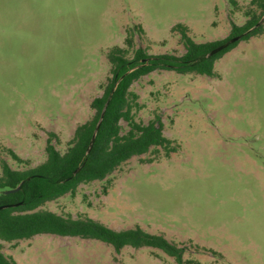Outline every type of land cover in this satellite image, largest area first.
<instances>
[{"label": "rangeland", "instance_id": "1", "mask_svg": "<svg viewBox=\"0 0 264 264\" xmlns=\"http://www.w3.org/2000/svg\"><path fill=\"white\" fill-rule=\"evenodd\" d=\"M236 1L245 9L251 2ZM247 19L229 0H0V175L2 160L14 170L42 164L51 133L66 152L95 115L107 53L125 45L127 31L142 26L136 48L149 55L182 56L174 26L187 25L202 44L227 38ZM215 71L157 70L134 81L135 119L159 117L178 151L167 157L152 148L39 208L117 231L140 226L181 248V263L158 249L117 252L48 234L1 241L3 253L18 264H264V34L241 39Z\"/></svg>", "mask_w": 264, "mask_h": 264}, {"label": "trees", "instance_id": "2", "mask_svg": "<svg viewBox=\"0 0 264 264\" xmlns=\"http://www.w3.org/2000/svg\"><path fill=\"white\" fill-rule=\"evenodd\" d=\"M229 4L233 12H242L248 19L243 26L233 24L230 35L223 40L200 44L190 36L187 25L178 24L172 28V32L180 34L185 46L186 52L182 56L149 55L143 48H136V34L145 33L142 26L127 31L125 45L114 46L107 53L110 72L102 86L103 95L91 103L95 115L77 127L66 152L56 149L53 145L56 135L51 133L47 139V159L42 164L27 170H14L6 161H1L0 207L6 208L0 209V264H18L3 253L1 241L27 240L42 234L97 240L112 246L117 252L126 247L158 249L181 263V248L164 236L150 234L140 226L117 231L90 218L75 219L39 208L66 194H74L82 183L105 180L130 158L144 155L152 148H163L167 157L178 151V147L172 146L173 141L165 137L159 117L148 124L135 119L133 109L137 107L138 96L130 88L134 81L157 70L217 76L216 60L240 41L209 57L213 49L238 35L245 34L242 39H250L264 34V25L260 23L264 17V0H251L246 9L236 0H229ZM103 113L95 143L88 153ZM122 121L129 127L126 133L123 132ZM8 151L18 163L25 162L13 150ZM19 186V191L8 193ZM184 264H193V261Z\"/></svg>", "mask_w": 264, "mask_h": 264}, {"label": "water", "instance_id": "3", "mask_svg": "<svg viewBox=\"0 0 264 264\" xmlns=\"http://www.w3.org/2000/svg\"><path fill=\"white\" fill-rule=\"evenodd\" d=\"M263 20H264V17L262 18L261 21H263ZM259 24H260V23H259ZM244 35H245V34H242V35H238V36H235V37L231 38V39H230L229 41H227L226 43H224V44L220 45L219 47L213 49V50L208 54V56H209V57H210V56H213L214 54H216V53H218V52L224 50L225 48H227L229 45H231V44H233V43H235V42H237V41H240V40L243 38ZM103 117H104V113H103V115H102V117H101V120H100L99 124L97 125L96 132L94 133V135H93V137H92L91 143H90L89 148H88V151H87L88 153H90L91 150H92V148H93V145H94L95 140H96L97 132H98V130H99V128H100V125H101V122H102ZM79 170H80V169L76 170L75 173H74V175H76V174L79 172ZM19 190H20V186H19L17 189H14V190H10V191H8V193L16 192V191H19ZM3 208H6V207H0V209H3Z\"/></svg>", "mask_w": 264, "mask_h": 264}]
</instances>
